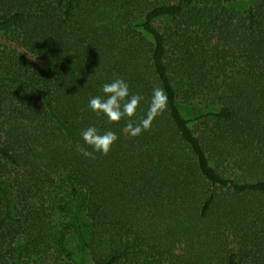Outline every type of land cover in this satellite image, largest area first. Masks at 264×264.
Wrapping results in <instances>:
<instances>
[{
    "label": "trees",
    "instance_id": "trees-1",
    "mask_svg": "<svg viewBox=\"0 0 264 264\" xmlns=\"http://www.w3.org/2000/svg\"><path fill=\"white\" fill-rule=\"evenodd\" d=\"M226 1L0 0V264H28L40 249L43 215L32 206L56 190L65 225L53 244L74 264L116 238L95 258L119 264L151 241L143 218L155 224L157 215L174 234L233 235L223 264L264 262V0L244 16ZM164 19L170 25L158 28ZM115 78L144 98L137 123L153 89L164 90L167 109L150 131L132 138L126 119L111 124L89 109ZM183 101L204 106L195 129ZM90 125L117 134L107 156L77 152ZM192 214L215 217L213 226L199 229Z\"/></svg>",
    "mask_w": 264,
    "mask_h": 264
},
{
    "label": "rangeland",
    "instance_id": "rangeland-1",
    "mask_svg": "<svg viewBox=\"0 0 264 264\" xmlns=\"http://www.w3.org/2000/svg\"><path fill=\"white\" fill-rule=\"evenodd\" d=\"M155 1V0H152ZM194 5H199V0H194ZM229 11L230 14L236 16L247 15L248 11L253 6L252 0H229L223 4ZM139 13L136 14L135 25L141 24L142 19ZM170 25L168 19L160 20L156 23V26L160 29H164ZM4 46V45H3ZM1 46L0 49L4 50ZM183 115L190 122L192 128H197L202 120L200 116L204 113V106L198 102H181L180 104ZM223 172L233 178H238L240 172L234 168L226 166L222 167ZM65 193L63 190H56L51 193V196H47L43 200H34L38 203H34L32 208L34 210H40L43 215V221L41 222V240L42 245L40 251L36 250L35 254H31L27 257L28 264H74L73 262L65 259L54 247L53 241L56 237H60L63 227L65 225V219L59 215V212L55 209V204L63 201ZM195 222L199 223L201 227L205 228L212 225V221L215 217L208 221H202L194 216ZM145 223L143 224L146 237H151V241L156 237L163 236L161 242L146 241L141 246L139 245L136 249L130 251L128 256L121 261L119 264H142L143 258L149 256L153 264H223L227 254L231 249L236 247L237 242L235 237L231 234H220L215 233L216 236L210 238L205 235L196 236L191 238L187 233V228H176V232L172 231V228H166V221L160 215L156 216V223L153 224L151 218H143ZM217 220V219H216ZM84 225L86 227L87 236L90 237L91 223L88 218H84ZM138 221L137 225H139ZM193 223V221H192ZM213 226V225H212ZM166 228V229H165ZM201 233V232H200ZM202 234V233H201ZM30 235V234H29ZM29 235L24 237L28 238ZM66 242L71 251H76V240L73 235L66 236ZM121 242L118 238L115 241L110 240L107 242V247L99 249L100 247L90 248L85 255V264H96V256L106 255L110 246L120 245ZM96 255V256H95ZM258 262L253 261L251 258L245 260L244 264H256ZM264 264V262H260Z\"/></svg>",
    "mask_w": 264,
    "mask_h": 264
},
{
    "label": "clouds",
    "instance_id": "clouds-1",
    "mask_svg": "<svg viewBox=\"0 0 264 264\" xmlns=\"http://www.w3.org/2000/svg\"><path fill=\"white\" fill-rule=\"evenodd\" d=\"M102 96H94L89 100L88 107L97 117L104 116L111 124H119L126 119L123 131L135 138L146 131H150L155 119L167 109L168 98L162 88H154L148 110L139 122L132 119L144 99L139 94H130L127 82L122 78H115L102 86ZM84 147L77 144L76 150L85 158L96 159V153L107 156L112 146L118 141L114 131L101 133L95 126L90 125L81 132ZM91 149V150H89Z\"/></svg>",
    "mask_w": 264,
    "mask_h": 264
}]
</instances>
